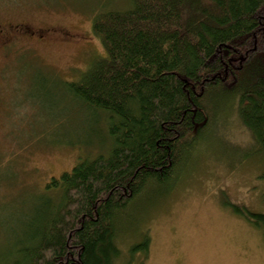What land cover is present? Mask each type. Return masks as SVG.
I'll use <instances>...</instances> for the list:
<instances>
[{"label":"trees","instance_id":"16d2710c","mask_svg":"<svg viewBox=\"0 0 264 264\" xmlns=\"http://www.w3.org/2000/svg\"><path fill=\"white\" fill-rule=\"evenodd\" d=\"M92 32L105 57L66 84L109 147L45 186L0 264H115L126 210L175 184L224 106L264 153V0H129ZM247 217L264 230V214Z\"/></svg>","mask_w":264,"mask_h":264},{"label":"rangeland","instance_id":"374dc122","mask_svg":"<svg viewBox=\"0 0 264 264\" xmlns=\"http://www.w3.org/2000/svg\"><path fill=\"white\" fill-rule=\"evenodd\" d=\"M62 2L47 0L48 23L85 40L13 43L0 63V251L52 194L45 186L53 178L110 143L103 117L66 83L105 57L89 19L129 0ZM211 126L174 185L148 189L126 210L115 264H264V230L247 217L264 214V153L235 106H224Z\"/></svg>","mask_w":264,"mask_h":264},{"label":"flooded vegetation","instance_id":"af4514ba","mask_svg":"<svg viewBox=\"0 0 264 264\" xmlns=\"http://www.w3.org/2000/svg\"><path fill=\"white\" fill-rule=\"evenodd\" d=\"M49 9L52 8H48L47 0H0V63L13 43L30 46L53 40L79 42L86 39L78 31L49 24L48 17L54 16ZM93 18H90L88 23H91ZM1 97L0 94V113ZM1 118L0 115V121Z\"/></svg>","mask_w":264,"mask_h":264}]
</instances>
